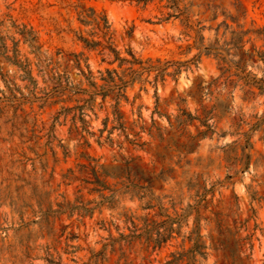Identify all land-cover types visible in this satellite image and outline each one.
Here are the masks:
<instances>
[{
    "label": "rangeland",
    "instance_id": "obj_1",
    "mask_svg": "<svg viewBox=\"0 0 264 264\" xmlns=\"http://www.w3.org/2000/svg\"><path fill=\"white\" fill-rule=\"evenodd\" d=\"M164 4L0 0V264H166L171 254L190 249L196 224L205 246L198 264H264V94L243 86L236 69L264 80V36L239 39L240 32L264 28V0H180L202 28L207 52L180 18L164 20ZM81 8L106 15L121 57L130 51L142 60L189 61L176 80L154 83L152 73L127 87L128 101L120 102L124 132L109 122L100 136L104 117L112 118L109 98L101 104L97 97L86 111L92 134L77 119L75 129L72 113H64L76 102L53 104L58 85L86 87L80 73L86 65L98 83V70H122L79 39L102 40L79 22ZM178 97L213 128L197 120L177 127ZM126 136L144 147L133 149ZM131 155L140 156L131 177L136 172L149 181L142 199L124 189L125 178H104L116 189L110 203L101 198L109 189L90 191L93 185L61 179L80 164L114 172ZM146 202L151 208H143ZM166 215L183 218L159 247L144 237L131 244L120 237L135 227L137 234L154 230Z\"/></svg>",
    "mask_w": 264,
    "mask_h": 264
},
{
    "label": "trees",
    "instance_id": "obj_2",
    "mask_svg": "<svg viewBox=\"0 0 264 264\" xmlns=\"http://www.w3.org/2000/svg\"><path fill=\"white\" fill-rule=\"evenodd\" d=\"M137 4H142L146 6L148 3L154 0H134ZM165 2L163 8L168 9L169 11L165 13L164 20H169L170 18H180L185 26L186 31L189 33L190 31L194 33V43L196 47L203 51H209L210 48L203 47L202 40L203 36L201 35V27H198V23L192 24L189 20V15L187 13V8L185 6L181 7L180 0H159V2ZM79 22L84 25H91L93 29H96L98 32H93V36L101 37L102 40H94L90 39L87 40L85 38H79L87 47L88 49H99V54L103 56L112 57L111 61L108 64H113L117 62V67L122 69L120 72L117 69H105L104 71L98 70L99 80L101 83H98L94 80L93 74L88 65H86V72L80 71L81 75L85 77L87 81L86 87H81L79 85H72L68 82L65 85H58L55 90V97L57 102H53V104L58 103L59 101L62 102H76L77 104L72 107H67L64 110L65 114L72 113V124L75 129L76 119L81 123V129L88 134H92L87 131L85 128V117L87 116V110H92L94 103L97 97H100L101 104H103L107 98L113 101L111 106V115L112 118L110 119L108 114L104 117L102 124L103 129L99 130L100 136L102 135L103 131L107 128L109 122L112 123L111 130L118 128L124 132L125 121L123 119V113L121 111L120 102L122 100L128 101V96L126 93L127 87L133 86L136 81L138 82H147L148 77L153 73V80L152 82L156 83L157 81L164 82L166 77L170 76L175 79V77L180 74L182 67L185 66L187 62H179V61H172V60H164L162 61L160 58H156L152 60L148 58L146 60L139 59L135 57V55L128 51L127 57H121L120 52L116 50L112 46L111 41V32H110V24L107 21L106 15L104 13H96L94 9L85 10L81 8L80 11L77 12ZM255 33L257 35L264 36V28L262 30H249L246 32H240L239 39H241L242 35L248 33ZM199 54V53H198ZM263 55V54H262ZM76 56V64L80 65L79 55ZM196 57L199 55H195ZM195 60V59H190ZM103 61V60H102ZM197 61V58L196 60ZM236 69L239 71L237 74V78L239 81L243 82V86H247L249 89L256 88L259 90L260 93L264 94V80L262 78H257L255 75L246 72L245 69L236 66ZM199 91L201 92V88L198 87ZM248 89V91H250ZM247 91V92H248ZM156 94V92H155ZM48 98H52L49 96ZM158 100V97L156 96ZM157 103V102H156ZM157 105V104H156ZM176 110L177 115L174 116L176 126H184L187 124L192 123L193 121L197 120L199 125L205 126L206 128H213L212 125L208 124V118L201 119L198 116L191 114L187 108L185 107V99L178 97L176 102ZM157 112V107L153 113ZM60 112L57 113L54 117V121L57 120ZM171 116V115H168ZM139 118H141L139 116ZM140 128H143L142 126ZM111 131L108 132V136L106 140L113 145V141L110 138ZM199 135H205L204 132H199ZM99 136V137H100ZM125 140L129 145L133 147V149H141L144 147L145 142L143 141H136L131 140L127 136ZM87 144V142H85ZM121 143H118V147H121ZM248 145V142H246ZM86 158L90 161H95V159L90 158V156H86ZM248 157L246 156V159ZM140 160L139 155H131L127 160L123 162V167L118 168L114 172H107L102 165H97L89 163L88 165L80 164L78 165V171L75 172L72 169H67L65 173L61 175V179L64 181L67 180H80L84 184L93 185V188L90 191L101 192L103 190L109 189L104 182L105 177H112L114 179H126V183L123 186L127 192L133 193L138 195L139 199H142L146 196L147 191L149 192L148 185L143 184L145 181L149 183L148 180L144 176H140L137 178L136 172L135 177H131V171L133 170V166L131 163ZM247 164V161H246ZM212 188V186H211ZM112 193L110 196L101 198L105 201L110 203V200L113 199L114 193L116 189H109ZM151 208V205L146 202L144 207ZM167 219H165L160 224L158 223L155 225V229L152 230L151 228H146L143 230L142 233H136L138 230L135 227L131 230V234L127 236L120 235V237L125 240V243L131 244L135 239L144 237L145 242L154 243V247H159L161 243L166 242L169 238H171L172 232L175 230L178 232L180 227L181 218L183 216H179L177 218H170L166 215ZM185 217V216H184ZM176 224V226H174ZM188 241L192 243V246L189 250L184 253H173L171 254L172 259L166 264H198V258L205 257V246L200 241V234L199 229L196 224V227L193 231L190 232L189 236L187 237ZM186 259V262H184ZM184 262V263H183Z\"/></svg>",
    "mask_w": 264,
    "mask_h": 264
}]
</instances>
